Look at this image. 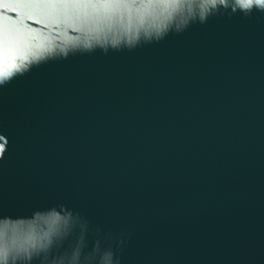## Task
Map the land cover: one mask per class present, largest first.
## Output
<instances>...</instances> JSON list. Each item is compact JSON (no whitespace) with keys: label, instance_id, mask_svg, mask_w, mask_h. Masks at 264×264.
<instances>
[{"label":"water","instance_id":"1","mask_svg":"<svg viewBox=\"0 0 264 264\" xmlns=\"http://www.w3.org/2000/svg\"><path fill=\"white\" fill-rule=\"evenodd\" d=\"M0 264H264V6L0 0Z\"/></svg>","mask_w":264,"mask_h":264},{"label":"clouds","instance_id":"2","mask_svg":"<svg viewBox=\"0 0 264 264\" xmlns=\"http://www.w3.org/2000/svg\"><path fill=\"white\" fill-rule=\"evenodd\" d=\"M247 3L249 5L255 3L256 5L264 6V0H247Z\"/></svg>","mask_w":264,"mask_h":264}]
</instances>
